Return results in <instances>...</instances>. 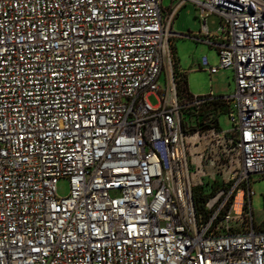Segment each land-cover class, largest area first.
<instances>
[{"label": "built area", "instance_id": "1", "mask_svg": "<svg viewBox=\"0 0 264 264\" xmlns=\"http://www.w3.org/2000/svg\"><path fill=\"white\" fill-rule=\"evenodd\" d=\"M162 1L0 0V264H264V0ZM187 4V37L218 51L199 69L233 70V97L187 90ZM219 105L231 131L204 127Z\"/></svg>", "mask_w": 264, "mask_h": 264}, {"label": "rangeland", "instance_id": "2", "mask_svg": "<svg viewBox=\"0 0 264 264\" xmlns=\"http://www.w3.org/2000/svg\"><path fill=\"white\" fill-rule=\"evenodd\" d=\"M176 5L171 0H163L162 7L168 10L169 7ZM207 26L209 31H216L219 27V18L216 14H212L207 18ZM201 27V23L197 18V10L192 4H187L177 11V15L172 23L171 38L172 50L175 60L180 69H183L186 79L187 90L191 95H206L211 90L216 96L233 97L236 91V83L233 70H221L215 75L210 76L209 73L199 69L198 61L206 56L213 66L219 65V57L217 49L210 48L205 43H197L196 40L187 37L189 33H197ZM154 105L156 101L154 97L149 98ZM230 112L236 113L237 99H229ZM228 111L223 110L220 105L217 110L216 118L218 120V128L223 132L231 131ZM203 187H198L195 192L208 195L212 192V186L208 177L202 178ZM253 190L255 192L252 197V207L254 210L255 221L264 229V177L255 175L252 177ZM70 192L69 182L67 179H60L57 183V194L59 197H67Z\"/></svg>", "mask_w": 264, "mask_h": 264}, {"label": "trees", "instance_id": "3", "mask_svg": "<svg viewBox=\"0 0 264 264\" xmlns=\"http://www.w3.org/2000/svg\"><path fill=\"white\" fill-rule=\"evenodd\" d=\"M185 83H186V80H185ZM220 106V105H219ZM218 106V107H219ZM223 106V105H222ZM223 110H226L225 109V107L223 106ZM217 124H218V120H217V118H216V121H214V123H211V124H204V127L205 128H207V127H210V125H214V126H217ZM196 193V192H195ZM206 195H202V194H200V193H198L197 192V197H195L196 198V200H197V203H198V200L200 199V200H204L206 197H205ZM199 198V199H198Z\"/></svg>", "mask_w": 264, "mask_h": 264}, {"label": "crops", "instance_id": "4", "mask_svg": "<svg viewBox=\"0 0 264 264\" xmlns=\"http://www.w3.org/2000/svg\"><path fill=\"white\" fill-rule=\"evenodd\" d=\"M197 18H198V16H197ZM198 20H199V18H198ZM199 21H200V20H199ZM173 35H174V33H173ZM210 48H211V47H210ZM204 57H205V56H204ZM202 58H203V57H202ZM202 58H201V59H202ZM200 61H201V60L198 61V65H199V67H200ZM181 70H183V69H181ZM183 71H184V70H183ZM184 72H185V71H184ZM185 74H186V72H185ZM185 74H184V78H185ZM185 80H186V79H185ZM212 91H213V90H212ZM213 92H214V91H213ZM198 95H199V94H198Z\"/></svg>", "mask_w": 264, "mask_h": 264}]
</instances>
